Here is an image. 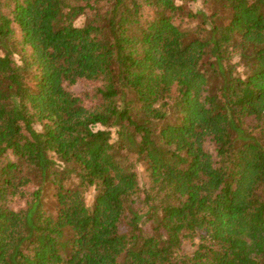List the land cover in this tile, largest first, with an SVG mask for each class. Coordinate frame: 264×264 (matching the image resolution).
Instances as JSON below:
<instances>
[{
	"label": "trees",
	"instance_id": "16d2710c",
	"mask_svg": "<svg viewBox=\"0 0 264 264\" xmlns=\"http://www.w3.org/2000/svg\"><path fill=\"white\" fill-rule=\"evenodd\" d=\"M0 264H264V0H0Z\"/></svg>",
	"mask_w": 264,
	"mask_h": 264
},
{
	"label": "rangeland",
	"instance_id": "374dc122",
	"mask_svg": "<svg viewBox=\"0 0 264 264\" xmlns=\"http://www.w3.org/2000/svg\"><path fill=\"white\" fill-rule=\"evenodd\" d=\"M191 8L192 9H199L201 8V3L198 2V3H191ZM227 18L225 17H221L219 18V23L221 24H225L227 22ZM84 22V17H79L76 19L75 21V24L78 25V26H81ZM233 60H235V57L233 58ZM99 83L98 82H90V81H86V80H79L77 81L75 84H73L72 86L69 87V90L74 93L75 95H85L83 97H85V104L88 105V106H91L94 104L95 100H90V95L93 93L95 87L98 85ZM88 95V96H86ZM139 174H140V177H141V181L142 183H145L146 182V176H145V173L143 171V167H139ZM93 194V191L92 189L89 190V193L86 194V201L88 204H90L92 202V196ZM182 248H183V251L186 252V253H190L193 249V246L191 243L189 242H184L183 245H182Z\"/></svg>",
	"mask_w": 264,
	"mask_h": 264
}]
</instances>
